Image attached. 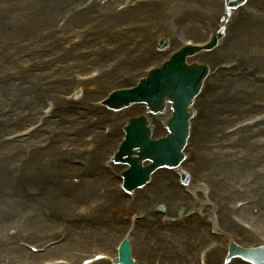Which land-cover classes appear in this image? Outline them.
<instances>
[{"label": "bare ground", "instance_id": "obj_1", "mask_svg": "<svg viewBox=\"0 0 264 264\" xmlns=\"http://www.w3.org/2000/svg\"><path fill=\"white\" fill-rule=\"evenodd\" d=\"M71 2L69 3V0L0 1V76L6 67L11 66L12 60H20L24 47L32 54L29 60L30 67L20 66L18 72L15 70V76L22 71L28 73L24 76V80L19 82L14 79L12 82H5L0 78V104H2L0 124L6 126L17 121L14 124L17 123L20 127H33L37 121V113L41 110L38 109L44 106L45 100L41 98L42 95L51 96L49 99L54 106L52 114H55L52 120L45 122L38 133L30 137L36 141H31L26 147L17 146L16 153L11 154L10 157L6 155L7 152L3 149L0 140V264H40L39 262L46 257L58 254L76 261L78 253L84 254L85 251H91L93 248L108 249L112 253L111 241L118 240L127 226L118 222V219H113L112 216V220H102L103 218L99 216L106 212L111 215L112 210L118 211L123 208H126L123 211L135 212L137 213L135 215L144 218V221L139 223L137 228H133L126 238L129 237L133 252L138 257L144 258L147 264H151L152 258H157L155 251L162 252L163 255L173 247L176 252L167 255L170 262L161 259V264H196L195 248L207 240L214 242L203 227L196 224L171 230L166 228L167 226L158 225L154 215V208L158 204L161 206L165 204L170 212L177 211L182 205V207L188 205V196L177 186L176 181L166 178L172 175L164 170L155 172L146 187H143L145 183L140 186L141 192L132 190L133 200L127 204L121 193L113 191V188L110 189L109 183L104 184V181L108 182L110 178L94 161L97 155L100 156L109 150L110 140L95 136L90 142L91 152L86 156L89 167L85 177L80 175V160L75 155L78 153V148L85 144L80 135L91 130L82 126H86L85 121H90L94 116L92 112L95 109L87 101V97L93 92L90 90L92 86L96 88L95 93H99L116 83L122 84L123 81H127L126 74L131 76L133 68L144 63L148 58L150 61L154 60L151 59L153 55L151 50L154 41L159 40V32L156 30V26L160 27L159 23L163 24L162 28H166L164 25L166 21L174 19L180 22V30L182 29L184 33L201 37L205 27L196 20L199 14L193 16L194 19L185 17L189 21L187 23L182 16L184 10L188 15L195 13L194 8L188 6L189 3H195L204 12H209L210 16L215 18L214 26L221 24L219 19L222 12L217 5L212 7L207 0H144L139 3L137 9H129L126 14L115 17L109 14V4H104L101 8L103 17L97 15L93 18L91 10L83 12L71 22H67L60 31L56 29L53 21L62 11L70 7ZM249 6L250 3H246L241 8ZM204 7L209 8L210 11ZM250 9L253 10L254 15L264 12V0L253 2ZM118 21H127V23H122L123 26L116 28L115 24ZM84 23L93 26L87 33L90 40L95 35L105 36L103 39L106 41V48L99 52L101 59L96 58L93 46L87 44L89 52L85 56L78 54L77 51L72 54L69 51H60L64 43L63 37L69 34L66 33V29L71 27L75 31L78 25ZM137 23L141 24L140 32L133 30ZM127 26L126 31L123 27ZM39 29L40 33L37 32ZM229 31L232 32L230 37L233 40L226 41L224 49H217L209 55L201 54L191 62L200 60L208 63L214 56L220 55L231 57L238 52L249 51L257 42H261L259 55L253 56V59L256 66L264 68V24L253 25L239 20L234 27H230ZM133 34L136 41L132 37ZM164 39L169 45V50H177L178 45L171 31L166 32ZM104 61L112 64V72L109 75L103 74L96 82L88 83L89 88L87 87L88 89L82 94L83 101L88 103L86 109L81 104L76 105L62 99V90L70 86L74 88L80 85V88L86 86L71 77L72 69L95 67ZM32 66L40 67L42 74L40 76L31 74ZM45 75L49 76L46 81L43 79ZM49 79L53 81V85L49 84ZM214 81L215 85L208 87L207 90L205 88L204 94L194 105L198 107L200 120L197 119L192 123L189 129L190 144L200 151V155L193 153V158L180 167L191 177L192 201L197 208L199 206L201 216L210 214V211L203 208L204 204L211 205L218 202V195L222 199L216 205L219 207L218 215L221 216L218 228L222 231L226 230V238L216 250L209 253L210 263L225 256L227 242L229 240L233 242V238L230 239L231 234L240 237V242L234 243L243 248L260 246L262 241L257 243L258 237L264 234V173L263 168L258 169L264 162V147L256 150L255 142L257 138H261L264 142V125L240 130L236 134L239 135L236 145L231 144V137L222 129L224 125L250 115L243 109L255 98L257 103L264 102V83L257 84L248 77L229 78L225 75H217ZM216 89L218 92L215 91ZM92 95H95L94 92ZM263 107L264 104L255 106L256 111ZM138 109V106H132L114 115L119 116L117 119L124 123L123 121L130 116L141 115ZM14 114L21 115L13 118ZM109 116L113 117L112 114ZM168 116L169 113L166 112L160 117H150L153 134L159 133L161 121L166 120ZM123 126L124 124L119 127L115 125L114 138H120L119 131ZM253 130L254 132H251ZM38 139L47 142L46 151H39L36 143ZM80 140L81 144L75 145ZM5 148L12 149L14 146L8 145ZM209 150L214 153H210L205 158L203 154ZM25 151L33 156L32 159L14 162ZM95 151L98 152L97 155L92 156ZM45 152L40 163L38 157ZM233 153L236 162L229 158ZM145 166H148V162L143 163L142 167ZM188 166L191 167L190 171L187 170ZM25 168L28 173H24ZM122 168L126 169V167ZM218 174L224 175L217 177ZM198 177L202 179L197 180ZM213 179L219 181L217 186L212 183ZM201 182L210 185L209 193L206 190L203 192L200 188ZM163 183H167L169 189L162 188ZM173 186H176V189H172ZM103 187V194L99 196ZM217 189L218 195H215ZM230 199L234 201L229 203ZM234 202L235 205L244 203V210L241 212L231 210L230 206L235 207ZM81 207L86 209V218L79 214ZM136 208L138 211H135ZM90 215L92 219L89 218ZM242 220H248L252 224L250 226L253 233L241 231ZM64 235L66 239L61 245L49 249L42 255H33L21 245L25 242L41 249L44 241ZM80 249L83 251H76Z\"/></svg>", "mask_w": 264, "mask_h": 264}, {"label": "rangeland", "instance_id": "obj_2", "mask_svg": "<svg viewBox=\"0 0 264 264\" xmlns=\"http://www.w3.org/2000/svg\"><path fill=\"white\" fill-rule=\"evenodd\" d=\"M0 1H2V0H0ZM124 1L125 0H120V1H116V0H113V1H111V0H106V2H105V4H109L108 5V8H109V10H110V12H109V14L111 15V14H114V15H117V12H118V8H119V6L120 5H123V3H124ZM141 1H144V0H130V3H129V6H131L129 9H131V10H134V9H137L138 8V6H139V3L141 2ZM207 1H210V3H211V6L213 7V6H215V0H207ZM71 2V0H69V3ZM102 2H104V0H102ZM255 2V1H254ZM252 3H253V1H252ZM252 3H250V6H251V4ZM104 4H101V6H103ZM100 6V5H99ZM189 6H191L192 8H194V10H195V15H197L198 14V12L201 14V15H206V16H208L209 15V13H207V12H204L203 10L202 11H197L196 9L198 8V6L195 4V3H190L189 4ZM98 8H101V7H98ZM98 8H95V12L97 11V10H99ZM69 8H66L64 11H62V13L61 14H59V16L53 21V23L56 25V26H58L59 25V22L62 20V18L63 17H65L67 14H69V10H68ZM206 10H209V8H205ZM24 10H27V8H24ZM210 11V10H209ZM119 15H120V13H118ZM92 15H93V13H92ZM254 15V14H253ZM182 16H189V17H192L193 16V14L192 15H188V14H182ZM256 16H258V17H264V12H262V13H260V14H257ZM214 18V17H213ZM184 19H185V17H184ZM188 20H191V19H188ZM197 20V19H196ZM215 20V19H214ZM187 22H189V21H187V19H185V23H187ZM259 22H260V20H259ZM122 23H127V21H125V22H122V21H118L116 24H115V27L117 28H119V26H123L124 24H122ZM260 24H262L261 22H260ZM140 23H137V24H135L134 25V30L135 31H137V32H140ZM159 25H160V27H158V26H156V30L159 32V35L158 36H161V35H165L166 34V32H168V31H170L171 29H172V25H177V26H180V22L179 21H175L174 19H168L167 21H166V23L164 24L165 26H166V28H162V26H163V24L162 23H159ZM128 27V26H127ZM215 27H217V26H215ZM77 29H76V31H79V30H85L84 29V27L80 24V25H78L77 27H76ZM108 30L109 29H107L106 30V32H108ZM165 31V32H164ZM206 31V29H204V33H202V35H201V37L199 36H197L196 34H188V33H184V31H182V29H181V32H179V33H174L173 35L174 36H178V39H177V44H179V46H181L182 44H183V42L184 41H187V40H190V41H192V42H196V43H198V42H201V41H203L204 39H206V36H207V31ZM10 32H12L11 30H10ZM38 33H40V29L37 31ZM69 32H71L72 33V29H71V27L69 28V29H66V33L68 34ZM134 32V31H133ZM12 34H13V32H12ZM71 36V34L70 35H68V36H65L64 37V40H67L69 37ZM105 36H103L102 34H100V35H95V37H93V48H97L98 46V42L99 41H101L100 39H103ZM132 37H135V35L133 34V36ZM87 40L85 41V43L87 44V45H90L91 44V41L88 39V38H86ZM159 41V40H158ZM15 43H16V41H15ZM156 42H154V44L153 45H155V48H154V50L155 51H157L156 49H157V47H158V42H157V44H155ZM262 46V43L260 42V43H257V44H255V46H254V48H252L251 50H249V51H246V52H238L236 55H241V56H236V55H233V56H231V57H225V56H223V55H220V56H217V57H214V58H212L208 63H206L207 65H209L210 67H213L214 65H218V64H220V63H227V62H232V61H237L238 60V62L239 63H241V65H239L238 63V67H236L234 70H231L230 71V74H232V75H236V74H238L239 73V70L241 69V68H243V67H246V66H249L250 64H253L254 65V59H253V56H255V55H259V49H260V47ZM218 48H220V47H217V49ZM24 49H25V52L30 56V58H31V53L24 47ZM23 49V50H24ZM22 50V51H23ZM215 50H216V48H215ZM170 51L171 50H169L168 49V46H167V48L165 49V51H163V52H157L158 54H159V57H158V59L155 61L156 63L155 64H158L161 60H163V58H165L167 55H168V53H170ZM213 51V50H212ZM211 52V51H210ZM79 54H80V52H78ZM206 53H208V52H206ZM242 55L245 57V58H243L242 59ZM29 58V59H30ZM243 60V61H242ZM161 63V62H160ZM159 63V64H160ZM18 64V63H17ZM16 64V65H17ZM158 64V65H159ZM103 65V64H102ZM150 65H152V63L151 62H148V63H145L143 66H141V67H137L136 68V71L137 72H139V71H144L145 70V68L146 67H148V66H150ZM245 65V66H244ZM11 66H13L14 68H17L15 65H12L11 64ZM11 66L10 67H6V69H5V71H4V73L6 74V72H7V70H9L10 68H11ZM97 67V66H96ZM96 67L95 68H93V67H84V68H81V69H72V71H75L76 73H80V74H86V73H90V71H93V70H91V69H96ZM97 68H101L100 66H98ZM142 68V69H141ZM255 70L256 71H258V72H261V70H263L264 71V68H261L260 66H256L255 65ZM134 69L135 68H133L132 69V71H134ZM259 69V70H258ZM261 69V70H260ZM71 71V72H72ZM11 73V75H14V71H12V72H10ZM145 73V72H144ZM3 74V73H2ZM5 74H3V75H5ZM37 74H42V72L41 73H37ZM3 75H2V77H3ZM217 75L218 76H220V75H224L223 73H217ZM216 75V76H217ZM255 75V74H254ZM254 75L252 76V80L254 79ZM7 76V75H6ZM77 76H84V75H77ZM216 76H215V78H216ZM49 78V76L48 75H45L44 77H43V79L46 81V79H48ZM51 78V77H50ZM19 79H20V76H19ZM48 82H50L51 84H53V81L52 80H48ZM212 83H213V85H215V81H212ZM93 85H95V83H93ZM210 85V84H209ZM89 86H90V84H86V86H84L83 88H80V89H78L77 88V90H80V95H79V97L75 100V102H76V105H78V104H81L83 107H84V109H86L87 108V102L85 101H83V98H82V96H84V95H82L83 94V92H84V90L86 89H88L89 88ZM114 86H117V87H119V86H121V85H117V84H115ZM113 86V87H114ZM88 87V88H87ZM116 88V87H115ZM96 89V88H95ZM94 89V86H92L91 88H90V90L91 91H93L94 92V94L95 95H92V93L89 95V97H87V101L88 102H90V104H92V103H94V101H98V100H100V99H102L103 97H104V95L109 91V89L110 88H106L104 91H101V92H99V93H95L96 92V90ZM72 89H70V88H67V89H64V90H62V92H61V94H62V99L64 98L65 99V96L67 95V94H69L70 93V91H71ZM85 90V91H86ZM75 91V90H74ZM216 92H218V89H216L215 90ZM71 92H73V91H71ZM77 91H75V93H76ZM88 93H90V92H88ZM71 94V93H70ZM51 96H48V95H42L41 96V98L43 99V98H45L46 100H48V101H50V98ZM63 99V100H64ZM257 100H258V98H257ZM83 101V102H82ZM261 102V106L264 104V102H262V101H260ZM87 103V104H86ZM252 103H256V98L253 100V102ZM0 107H2V104H0ZM42 108H45V106L43 107H41L40 106V108L38 109V110H40V109H42ZM196 108H198V107H196ZM15 109V108H14ZM80 109H82V108H80ZM15 111V110H14ZM41 111V110H40ZM40 111L37 113L38 115L40 114ZM105 113H107V111L105 112ZM264 114V107L261 109V110H259L258 112H256L254 115H252V111H251V113H249L250 115H248V116H245V117H243L242 119H240V120H237V121H235V122H232V123H228L227 125H224L223 127H222V129H224V132L227 130V129H229V128H231L232 126H234V125H236V124H238V123H241L242 121H245V122H247V121H250V120H252V119H254V118H256V117H258V116H260L261 114ZM109 113H107V116L106 117H103V119H100L101 117H102V115L100 116H98L97 114L96 115H94L93 116V118H92V120H91V123H87V125L86 126H82V127H86V128H89V129H91V130H89V131H87V132H83V135H80V138L82 139H84L85 141H87V142H89V140H91V138L92 139H94V137L95 136H97V137H101V138H103V139H105V140H107V141H109L110 140V142H111V145H110V148H114V147H116L115 146V141L117 140V138H110L109 136H107V133H106V131H108L109 132V130L111 129L112 130V127H113V125H114V127H115V124H117L118 125V127L120 126V125H122L123 123L122 122H120L117 118H119V116H114L113 115V117H111V116H109L108 115ZM19 115H21V114H14L12 117L14 118V116H19ZM54 116H55V114H53ZM256 115H258V116H256ZM254 116H256V117H254ZM12 117H9V118H12ZM254 117V118H253ZM8 118V119H9ZM15 122H17V121H15ZM124 122V121H123ZM244 122V123H245ZM30 123V122H29ZM28 123V124H29ZM2 124V123H1ZM0 124V125H1ZM8 125H12V123H9V124H7L6 126L4 125V124H2L1 126H0V140H2L3 139V137H5L6 135H7V133L8 132H11V131H13L14 130V128H11L10 130L8 129V130H6L7 128V126ZM83 125V124H82ZM81 126V125H80ZM17 127H20V125L19 126H17ZM105 130V131H104ZM121 131V130H120ZM251 132H254V130L253 131H251ZM120 135H121V132H120ZM2 142V141H1ZM41 142H43V140H37V148H39V151H42V152H44V151H46L47 149L45 148L44 149V143H42L41 144ZM255 142H256V150H261L263 147H264V142L262 141V139L261 138H257L256 140H255ZM79 144H81V140L79 141V142H77L75 145H79ZM12 146H14L15 144H11ZM75 145H74V147H75ZM190 146V145H189ZM84 147H87L88 149H87V151H85V152H83V153H81V152H78L76 155H75V157L77 158V159H79V160H81V161H83V166H85V165H87L88 166V160H87V158H86V156H88L89 154H90V148H91V146L90 145H86V146H84ZM110 148H109V150H110ZM189 148V150H196L194 147H192V146H190V147H188ZM3 149H5V151L7 152L6 153V155L8 156V157H10V155L13 153V152H15L16 151V147L14 146V148H12V149H9V148H3ZM9 149V150H8ZM109 150L107 151V152H105V153H102V154H100V156H98L97 155V153L98 152H96L95 151V153L92 155V156H94V155H97L96 157H95V159H94V161H95V164H97V166L99 167V166H101V165H103V164H105V166H107V160H108V158H109V156H110V153L111 152H109ZM189 150H187L186 151V154L187 155H189L190 157H191V153H190V151ZM214 150H215V148H214ZM197 152H198V156L200 155V151L199 150H196ZM216 151V150H215ZM210 153H214V152H212V151H208L207 153H204L203 155H204V157L206 158ZM45 154H46V152L45 153H42V155H40V157H38V159H39V162L43 159V157L45 156ZM226 156H227V154H226ZM31 157H33L30 153H27V151H25L24 153H22L21 154V156L17 159V160H15L14 162H18V161H21V160H29ZM228 157V156H227ZM229 158H231V160H233V161H235L236 162V158H235V154L233 153V155L232 156H230ZM264 158V157H263ZM32 159V158H31ZM34 160H31V162H33ZM41 163V162H40ZM7 165V164H6ZM109 165V164H108ZM86 166V167H87ZM91 167H94V166H91ZM261 168H264V162L261 164V166L260 167H258V169H260L261 170ZM21 169H22V167H21ZM190 169H191V167L190 166H188L187 167V170L188 171H190ZM23 170V169H22ZM117 170H119L120 172L123 170L122 168H120V166H117ZM119 172V173H120ZM24 173H28V171L26 170V168L24 169ZM118 173V172H117ZM84 174V171H82V169L80 170V175H83ZM167 174H169V175H172L171 177H169V176H166V178L167 179H170V180H173L174 182L176 181V178L177 177H175V175L174 174H171L170 172L169 173H167ZM109 175V174H108ZM222 175H224V174H218V176L217 177H219V176H222ZM246 175H249V174H246ZM95 176H96V174H95ZM109 178H110V180L107 182V181H104V184L106 185L107 183H109L110 184V189L111 188H113V191H118V189L117 188H119L118 186H119V180H118V178H115L114 176H112V175H109ZM202 178H197V180H201ZM203 181H205V180H203ZM110 182H112V183H110ZM177 183H178V186L180 187V185H179V181H178V178H177ZM212 183L215 185V186H217V184L219 183V181H217V179L215 180V179H213L212 180ZM190 184V183H189ZM201 189L203 190V192L205 191V189H210L209 188V186L210 185H207L206 183H204V182H201ZM162 188H166V189H169L168 187H167V183H163V185L161 186ZM191 186L189 185L188 187H185V189L184 188H181V189H184V194L185 195H187L188 196V205H186V206H184V207H182L181 206V208L184 210V211H189V212H191V214H188V215H194V213H198L194 218H193V216H192V218H191V220L190 221H194V220H199V223H201V225H202V227H203V229H204V231H206V234H208V235H210V233H211V228H213L214 226L212 225V224H207L206 222H210V223H215L216 225H217V227L215 226V229L217 230V232H218V235H221L222 236V239L221 240H219L221 243L223 242V240L226 238V236H225V232H226V230H221L220 228H218V226L220 225L219 224V220L221 219V216H219V215H217V212H218V209H219V207L218 206H216V205H218L219 204V201H221L222 199L220 198V196L218 195V189H217V193L215 194V195H218V202H216V203H214V204H211V205H208V204H204L203 205V208H205L207 211H210V214H206V215H203L202 217L200 216V208H199V206H198V208L196 207V205H194L193 204V201H192V192H191V188H190ZM109 189V190H110ZM172 189H176V186H173V188ZM103 190H104V187L101 189V192H100V194H99V196H102V194H103ZM108 190V191H109ZM138 192H141V190L140 191H138ZM109 194H111V192H109ZM189 194V195H188ZM191 194V195H190ZM134 195V194H133ZM102 198V197H101ZM132 199L133 198H129V196H124V201H126V203L128 204L129 203V201H132ZM104 201V200H103ZM207 201H209V200H207ZM231 201H234V199H230V201H229V203L231 202ZM237 201H239V200H236V202ZM107 202V201H106ZM191 202V203H190ZM236 202H234V205H235V203ZM164 207H165V209H164V211H163V213H161V212H159L158 211V207H161V204H158V205H156L155 207L156 208H154V211H155V213H154V215L156 216V219H157V221H158V223H159V220H160V217H161V215L162 214H164L165 216L166 215H169V216H171V217H173V218H175L176 217V215H177V212H178V210L177 211H172V212H170V210L169 209H167V207H166V205L165 204H162ZM234 205H232V206H234ZM243 206V204L242 203H238V204H236V207H242ZM230 208H231V210H234V211H236V212H241V211H243L244 209H240V210H237L235 207H231L230 206ZM124 209H126V208H123V209H120V210H118V211H113L112 210V212H111V215L108 213V212H106V213H102L99 217L102 219V220H109V219H111V216H112V218L113 219H122V218H124L125 216L124 215H126L125 214V212H130V211H123ZM81 210H85V208L84 207H81ZM135 211H138V209L136 208L135 209ZM188 212V213H189ZM212 212H215V214H213V215H211V213ZM160 213V214H159ZM219 213V212H218ZM80 214H82L81 212H80ZM82 215H84V214H82ZM90 219H92V215L89 217ZM179 218H181V219H183L184 217H179ZM163 220V219H162ZM243 223H245V224H243ZM194 225H196V224H194ZM193 225V226H194ZM250 225H252L250 222H248V220H242L241 222H240V227L242 228V230L241 231H245V232H248V233H253V232H251V228H250ZM250 229V230H249ZM210 230V231H209ZM126 232H127V230H126ZM175 233H177L178 234V232H176L175 231ZM121 234V233H120ZM123 236H126L127 234H122ZM122 236V237H123ZM125 238V237H124ZM233 238V241L234 242H237V241H239L240 242V237L239 236H236L235 234H231V237H230V239H232ZM55 239H57V238H55ZM55 239H50V240H55ZM121 239V238H120ZM120 239H118L117 241H119ZM216 239V238H215ZM50 240H48V241H50ZM117 241H115V239H114V241H111V246H110V249L112 248V253H113V251H114V247H115V244H116V242ZM217 241V240H216ZM263 242L264 241V234L263 235H259V237H258V242L257 243H259V242ZM230 242V241H229ZM261 242V243H262ZM154 243V242H153ZM179 243H181L180 241H179ZM209 243V240H207V241H205L204 243H202V245H200V246H197L196 248H195V250H194V260L196 261V264H198V260H197V257H198V255H199V253H200V251H202V250H205V249H203L207 244ZM238 243V242H237ZM215 245H217V243H215ZM250 246V245H249ZM212 247H214V245H212ZM226 248H227V245H226ZM75 251V250H74ZM76 251H83V250H76ZM226 251V250H225ZM94 252H96V253H105V252H108V253H111L108 249H100V248H96V249H91V251H85V255L84 256H82V253H80L79 255H81L82 257H83V259L85 258V256L86 257H91L92 256V254H94ZM171 252H176V250H175V248L173 247V249L171 250V251H169V250H167L163 255H161V253L162 252H157V251H155V255H157V258H152V260H151V264H153V263H155V264H161L162 263V261H161V259H164L165 261H168V262H170L168 259H167V255H169ZM75 253H78V252H75ZM92 253V254H91ZM107 253V255L109 256V257H112V253L111 254H108ZM226 255V254H225ZM134 256V258L135 259H137L138 260V262L140 263V261H141V264H146V260H144V258H140V257H138L137 255H136V253H135V255H133ZM82 257H80L76 262H75V264H79L80 263V261L82 260ZM108 257V258H109ZM225 257V256H224ZM224 257H220V259H218V260H216V261H214L212 264H222L223 262H224ZM55 259H64L65 261H70V259L68 258V257H66L65 255H63V254H58V255H56L55 257H50V258H46L45 260H55ZM77 259V258H76ZM110 259V258H109ZM147 259V258H146ZM71 262H72V260H71ZM235 264H238V263H235ZM243 264V263H242Z\"/></svg>", "mask_w": 264, "mask_h": 264}, {"label": "water", "instance_id": "obj_3", "mask_svg": "<svg viewBox=\"0 0 264 264\" xmlns=\"http://www.w3.org/2000/svg\"><path fill=\"white\" fill-rule=\"evenodd\" d=\"M144 126H146V124L144 125ZM140 155V154H139ZM138 155V156H139ZM139 162H140V159L137 161V160H135V164L137 163V164H139ZM130 163H132V162H130Z\"/></svg>", "mask_w": 264, "mask_h": 264}]
</instances>
